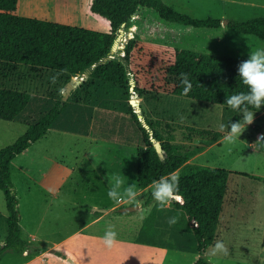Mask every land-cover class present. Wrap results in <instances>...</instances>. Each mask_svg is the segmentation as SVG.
I'll list each match as a JSON object with an SVG mask.
<instances>
[{
    "label": "rangeland",
    "instance_id": "obj_1",
    "mask_svg": "<svg viewBox=\"0 0 264 264\" xmlns=\"http://www.w3.org/2000/svg\"><path fill=\"white\" fill-rule=\"evenodd\" d=\"M86 1L24 0L23 12L106 31L104 23L84 9ZM171 2L176 9L192 16L213 15L223 20L222 27L215 30L184 26L169 28V36L165 40L172 45L242 58H248L249 51L264 47V42L225 26L229 17L241 20L264 17V0ZM133 18L122 27L124 41L121 46L133 37ZM125 33H131V36ZM143 38L156 40L149 35ZM119 52L122 53V49ZM72 77L76 86L67 101L94 108L88 129L90 136L86 138L76 133L48 130L27 151L11 161V180L18 199L22 236H38L37 248L42 246L46 254L44 264H192L194 252L168 247L183 243V248L194 249L190 233L183 228L176 229L168 222L173 217L169 202L153 223L155 236L152 235L160 247L135 240L145 216L144 207L132 212L135 214L132 220L115 219L116 210L110 209L115 207L118 211L129 205L142 207L154 186L148 190L137 184L136 151L142 145L141 135L129 105L132 94L126 95L121 87L94 79L89 74L75 76L58 70L23 65L10 67L0 63V86L30 94V102L19 120H0V148L13 143L26 131L25 122H34L53 101L60 99L65 84ZM134 95L139 100L144 121L154 122L162 137L173 144L177 152H195L188 162L237 172L228 177L216 231V240L225 242L228 255L211 256L212 244L204 257L211 264H264V247H256L258 250H255L243 240L246 236L251 240L264 236V147L256 142L264 130V111L254 112L253 121L245 127L240 139L234 145H227L219 124L231 121L237 114L230 107L164 93ZM238 115L241 118V114ZM185 126L219 131L222 137L210 143L208 138L189 133ZM117 175L125 182L124 187L127 183L135 185L141 194L136 202L122 200L116 203L109 198L108 188ZM94 208L99 211H94ZM106 209L109 213H102ZM6 214L0 190V241L4 240L7 232ZM109 225L118 234L111 249L104 245L102 239ZM258 233L260 235L256 237ZM134 246L145 250L137 251L132 249ZM26 259V253L18 255L13 252L3 257L0 264H17ZM31 264H40V261Z\"/></svg>",
    "mask_w": 264,
    "mask_h": 264
},
{
    "label": "trees",
    "instance_id": "obj_2",
    "mask_svg": "<svg viewBox=\"0 0 264 264\" xmlns=\"http://www.w3.org/2000/svg\"><path fill=\"white\" fill-rule=\"evenodd\" d=\"M23 7L24 0H0V63L10 67H39L73 75L90 70V77L119 86L126 95L130 94L129 86L133 79L138 96L164 93L227 107L228 96L247 91V85L238 74L239 63L247 58L213 55L178 47L165 40L172 27L218 29L223 25L219 16L195 17L176 9L171 0H87L83 4L84 9L104 23L106 31H100L60 22L54 18L25 14ZM131 17H134L132 20L135 29L133 37L128 39L122 50L124 55L117 52L113 58L102 62L110 52L118 28L124 22L128 24ZM225 26L231 31L264 42L263 16L244 20L229 17ZM144 35L156 40L144 39ZM181 74H187L191 84L187 91ZM29 102L30 94L26 91L0 86V120H19ZM262 111L264 105L255 112ZM93 112L94 108L90 105L62 101L60 98L53 101L49 109L34 122H25L26 131L13 143L0 148V190L7 212V235L0 244V257L7 251L23 254L31 246L22 236L18 199L11 180V161L24 153L48 130L89 137L88 129ZM131 114L142 143L136 151L138 186L144 189L153 185L160 177L179 171L178 195L181 200L169 202L172 216L176 217L173 226L190 233L194 249L183 248V243L168 247L194 252L196 255L192 264H211L204 253L215 239L228 177L237 172L188 162L195 152H177L175 146L162 137L155 123L145 120L154 139L160 142L164 152L161 158L150 140L148 130L133 110ZM239 119L240 115L235 114L231 121ZM185 129L189 133L208 138L210 143L222 137L219 131L193 126H185ZM259 139H264V130ZM254 177L260 179L258 176ZM151 201L153 198L150 192L144 205ZM162 209L154 201L151 211L142 220L136 242L159 246L153 238V223ZM117 213L131 214L119 210Z\"/></svg>",
    "mask_w": 264,
    "mask_h": 264
},
{
    "label": "clouds",
    "instance_id": "obj_3",
    "mask_svg": "<svg viewBox=\"0 0 264 264\" xmlns=\"http://www.w3.org/2000/svg\"><path fill=\"white\" fill-rule=\"evenodd\" d=\"M238 74L242 82L247 85L246 92L232 94L227 97L226 104L233 109L237 114H241V118L236 121L221 122L219 130L224 133L223 140L227 145H234L240 139V135L245 127L254 119V112L264 105V47L256 48L249 51L248 58L242 60L238 65ZM182 75V83L188 88L191 87L187 74ZM55 79V77H53ZM251 106V107H249ZM256 142L259 146L264 147V139H259ZM124 181L120 176H115L113 182L108 188V196L116 203H121L122 200L136 202L140 198V193L135 188V185L128 184L124 187ZM179 177L176 174L160 177L154 182L151 191L152 198L163 207L172 200L180 201L178 195ZM150 212V209H147ZM170 224L176 222V217H170ZM117 232L113 226L106 227L103 234L104 245L111 249L116 243ZM229 252L223 240H217L211 248V256L225 255Z\"/></svg>",
    "mask_w": 264,
    "mask_h": 264
},
{
    "label": "water",
    "instance_id": "obj_4",
    "mask_svg": "<svg viewBox=\"0 0 264 264\" xmlns=\"http://www.w3.org/2000/svg\"><path fill=\"white\" fill-rule=\"evenodd\" d=\"M124 25H125V22L122 23V24L120 25V27L118 28L117 33H116V37H115V39H114V42H113L112 47H111V49H110V52L108 53V55H107L106 57H104V58L101 60L102 62H104V61H106V60H108V59L113 58L115 53L119 52L120 49H122V50L124 49L125 44L122 45V46L120 45V41H121V39H122V37H123V35H124V30H123V28H122ZM133 28H135V26H134ZM128 39H129V38H128ZM127 41H128V40H126L125 43H127ZM119 53H120V52H119ZM120 54H121V55H124V52H122V53H120ZM89 73H90V70H86L83 74H89ZM75 76H79V74H78V75H75ZM74 81H75V78L72 77V78H70L69 81H67V83L65 84L64 90L62 91V97H61L62 101H66V100L68 99V96H69L71 90L74 88V84H73ZM129 92H130V94H132V93L136 94L135 89H134V82H133V79H131V83H130V86H129ZM129 104L131 105L132 110L136 113L138 119H140V121L144 123V127H145L146 129H148V131H149V133H150V135H151V136H150V140L152 141V143H153V145H154V148H155L156 152L158 153V155H159L161 158H163V154H164V152H163V150H162V147H161V145H160V142H159V141H156V140L154 139V137L152 136V131H151V129H150L149 126L145 123V121H144V119H143V116H142V114H141V107H140V104H139V100H138V99H134V98H132V95H131V97L129 98ZM260 137H261V135H260ZM138 207H139V205H134V206H133V205L123 206V207H121V208L119 209V211H120V212H132V211L137 210ZM93 210H94V211H99V210H97V209H95V208H94ZM102 211H103V210H102Z\"/></svg>",
    "mask_w": 264,
    "mask_h": 264
},
{
    "label": "crops",
    "instance_id": "obj_5",
    "mask_svg": "<svg viewBox=\"0 0 264 264\" xmlns=\"http://www.w3.org/2000/svg\"><path fill=\"white\" fill-rule=\"evenodd\" d=\"M140 104V103H139ZM55 131H57V130H55ZM65 132V131H64ZM68 133H70V132H68ZM85 137V136H84ZM86 138H88V137H86ZM27 151V150H26ZM136 163H137V161H136ZM137 169V168H136ZM150 187H151V185L150 186H148V187H146V188H144V189H150ZM148 189V190H149ZM53 193V192H52ZM149 193V192H148ZM153 204H154V202L153 201H151L150 203H148L147 205H143L142 207L140 206V207H138V209L137 210H140V209H142L143 207H144V211H145V216L143 217V218H145L148 214H149V212L147 211V209H150L151 210V208H152V206H153ZM111 210H116V214H115V219L117 218V219H120V220H122V219H128V220H132L133 218H134V216H135V214H133L132 212H134V211H132L131 212V214H129V215H126V216H128V217H126V218H120L117 214V209H115V207H111L110 208ZM110 210V211H111ZM136 211V210H135ZM120 212V211H119ZM7 213V212H6ZM96 213V212H95ZM100 212H98L97 214H99ZM102 213H105V214H107V213H109V210L108 209H106V210H103L102 211ZM119 215H121V214H119ZM6 218H7V214H6ZM98 218H102V216H98ZM143 220V219H142ZM139 232V231H138ZM217 233V232H216ZM138 234V233H137ZM6 235H7V232H6ZM23 235V234H22ZM260 235V233H258L257 235H256V237L257 236H259ZM6 237V236H5ZM137 237V236H136ZM23 238H25V237H23ZM251 237H248V236H246L245 237V239L243 238V240L245 241V243H249V244H251L254 248H255V250H258L256 247H258V248H262V247H264V236L261 238V236H259V240H257V239H250ZM31 245H33L34 246V248H29L27 251H25L24 253H26L27 254V256H28V259H26V260H24L23 262H19V263H17V264H31L32 262H36L37 260L38 261H40V264H44V260H43V257H45V252L44 251H42L43 249H42V246H41V248L40 247H38V248H40V249H38L37 248V246H38V236H31V237H29V238H25ZM4 240H5V238H4ZM4 240H1L0 242H1V244L4 242ZM136 240V239H135ZM215 240H216V235H215V239H214V241H213V243L212 244H214L215 243ZM217 241V240H216ZM146 245H151V244H146ZM152 246H155V247H160V246H156V245H152ZM132 249H136L137 251L138 250H140V249H143V247H136V246H134V247H132ZM143 250H145V249H143ZM9 253H13V252H10V251H7V252H5L1 257H0V261H2V258L3 257H5V256H7ZM23 253V254H24ZM18 255H22V254H18ZM135 264H139V263H135Z\"/></svg>",
    "mask_w": 264,
    "mask_h": 264
},
{
    "label": "bare ground",
    "instance_id": "obj_6",
    "mask_svg": "<svg viewBox=\"0 0 264 264\" xmlns=\"http://www.w3.org/2000/svg\"><path fill=\"white\" fill-rule=\"evenodd\" d=\"M127 36H131V33H125ZM124 41V38L122 37L121 41H120V45L121 43ZM80 78V77H79ZM74 87L76 86V82L74 81ZM132 98L137 99V97H135L134 93H132Z\"/></svg>",
    "mask_w": 264,
    "mask_h": 264
}]
</instances>
